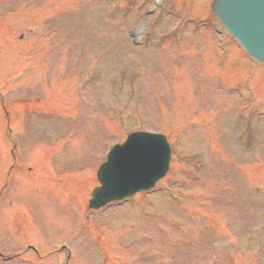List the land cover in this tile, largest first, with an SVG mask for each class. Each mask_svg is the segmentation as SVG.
Listing matches in <instances>:
<instances>
[{
	"label": "rangeland",
	"instance_id": "rangeland-1",
	"mask_svg": "<svg viewBox=\"0 0 264 264\" xmlns=\"http://www.w3.org/2000/svg\"><path fill=\"white\" fill-rule=\"evenodd\" d=\"M212 1L0 0L3 101L31 94L11 129L0 106V183L15 136L27 175L4 190L0 264H264V66L230 42L223 68L218 36L187 24ZM141 128L169 137L174 171L160 192L89 210L109 147Z\"/></svg>",
	"mask_w": 264,
	"mask_h": 264
},
{
	"label": "water",
	"instance_id": "water-1",
	"mask_svg": "<svg viewBox=\"0 0 264 264\" xmlns=\"http://www.w3.org/2000/svg\"><path fill=\"white\" fill-rule=\"evenodd\" d=\"M212 12L248 54L264 63V0H215ZM170 149L160 134L136 132L116 145L100 167L101 186L93 192L90 207L149 189L169 168Z\"/></svg>",
	"mask_w": 264,
	"mask_h": 264
}]
</instances>
